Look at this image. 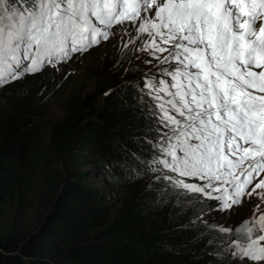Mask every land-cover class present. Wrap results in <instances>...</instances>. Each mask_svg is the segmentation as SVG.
I'll return each instance as SVG.
<instances>
[{"label": "trees", "instance_id": "1", "mask_svg": "<svg viewBox=\"0 0 264 264\" xmlns=\"http://www.w3.org/2000/svg\"><path fill=\"white\" fill-rule=\"evenodd\" d=\"M126 45L96 70L104 74L92 87L61 90L60 119L46 121L28 95L45 71L0 87V264H228L231 256L217 255L227 235L198 219L207 201L178 204L160 173L147 170L158 155L150 141L167 130L156 131L145 87L157 72H136L141 61ZM91 176L129 189L113 193Z\"/></svg>", "mask_w": 264, "mask_h": 264}, {"label": "snow or ice", "instance_id": "2", "mask_svg": "<svg viewBox=\"0 0 264 264\" xmlns=\"http://www.w3.org/2000/svg\"><path fill=\"white\" fill-rule=\"evenodd\" d=\"M126 22L147 33L138 51L154 56L165 77L145 84L156 131L167 130L150 141L158 155L147 170L160 172L155 179L178 204H203L202 194L221 212L239 205L264 174V0H0V87L83 54ZM255 189L264 190V179ZM204 223L228 237L220 259L264 264L260 204L234 229Z\"/></svg>", "mask_w": 264, "mask_h": 264}, {"label": "rangeland", "instance_id": "3", "mask_svg": "<svg viewBox=\"0 0 264 264\" xmlns=\"http://www.w3.org/2000/svg\"><path fill=\"white\" fill-rule=\"evenodd\" d=\"M138 24L139 22H137L135 25L131 24V22H126L125 25H119V27L114 26L112 32L115 33V35L110 36L106 41H101L97 47L94 46L83 54L77 53L73 55L72 58L67 62L58 63L55 65V67L52 65L46 66L43 70L45 71L44 73L46 75V79L43 81L34 80L31 82V85H28V95L30 92V97H35L34 104L36 107H38L37 109L40 113L38 115L42 116L46 121L60 119L63 112L54 101L56 100V96L61 93L63 88L68 87L67 85H71L77 81V85L82 86L84 89L92 87L94 78L96 76L101 77L104 74V72H96V70H99L102 67L104 61H108L109 58L113 57V54L116 53L117 47L120 45L124 46L126 43L130 45L131 48H133L132 54L135 55L133 59L135 61L140 59L141 63L133 65L136 69V72L139 69H141V74L158 72L157 66L159 61L154 56H151L147 51L138 52V49H140L143 45L138 40L140 38H144L142 37V34L138 33L137 31ZM125 28H127V32L123 31ZM145 39L147 41L146 36ZM114 59L115 58H112L110 61H113ZM146 61H151V63H147ZM103 79L107 80V78ZM132 79H135V77L129 78L128 80ZM103 100L104 95L100 94L97 97V103H100ZM84 167L92 168V164H90V166L88 164H84ZM91 179H93V181L97 184L105 185L109 188L111 187L110 189L113 191V193L117 192L119 194L129 189L128 186H120L113 189V186L109 185V183L102 178L91 176ZM260 179H264V177ZM260 179H257L248 186L239 205H235L230 210L223 212L217 210L218 201L203 197L202 194H197V196L202 198L204 202L207 201L208 205L206 209H200L199 216H201V213H203V218L210 221L211 225H222L225 228L233 229L235 224L240 223L243 219L245 220L253 216L254 209H256L257 204H260L261 209L264 210V203H261L260 200L261 193L264 192V190L255 189V185L259 183ZM185 181L194 184L202 183L201 180L196 178H185ZM253 189H255V191H253ZM248 193H251V195H248ZM215 194L218 193H214V195ZM119 195L115 194L111 200L118 201ZM173 197H176V195L173 194ZM190 205L191 208L194 207V203H191ZM195 205H198V203H195ZM258 214L259 213H257V215ZM221 234L222 233L218 235ZM221 237L222 236H220V238ZM220 243L221 241L218 242V244ZM231 262H233L232 258L229 259L228 264H232ZM237 263L242 264L241 261H237Z\"/></svg>", "mask_w": 264, "mask_h": 264}, {"label": "water", "instance_id": "4", "mask_svg": "<svg viewBox=\"0 0 264 264\" xmlns=\"http://www.w3.org/2000/svg\"><path fill=\"white\" fill-rule=\"evenodd\" d=\"M243 220H244V219H243ZM243 220H242V221H243ZM242 221H241V222H242ZM241 222H240V223H241ZM240 223H238V224H235V225H234V227H233V229H234V228H235L237 225H239Z\"/></svg>", "mask_w": 264, "mask_h": 264}, {"label": "clouds", "instance_id": "5", "mask_svg": "<svg viewBox=\"0 0 264 264\" xmlns=\"http://www.w3.org/2000/svg\"><path fill=\"white\" fill-rule=\"evenodd\" d=\"M165 172H167L166 170H164ZM158 173H160L159 171H157ZM169 175H172L171 173H169Z\"/></svg>", "mask_w": 264, "mask_h": 264}]
</instances>
